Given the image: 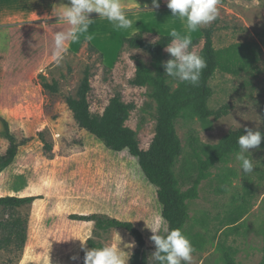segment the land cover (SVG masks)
<instances>
[{
  "label": "rangeland",
  "instance_id": "obj_1",
  "mask_svg": "<svg viewBox=\"0 0 264 264\" xmlns=\"http://www.w3.org/2000/svg\"><path fill=\"white\" fill-rule=\"evenodd\" d=\"M50 6L33 0H0V94L9 44L8 33L2 27L44 26L39 20L41 11ZM217 7V19L194 33L201 31L202 36V29H213L218 66L210 79L213 94L208 106L212 110L227 106L229 111L218 120H202L192 111L176 120L182 153L174 173L182 192L191 189L198 177L192 147L209 155L231 131L250 128L264 132V0H219ZM90 19L89 31L93 32H105L111 23L99 15ZM145 40L155 42L158 37ZM202 45H195L198 54ZM73 46H67L69 50L59 62L54 58L44 62L28 83L16 90L20 103L0 108L20 145L16 164L0 175V199L14 195L6 184L11 173H28V187L19 196L36 197L34 202L17 208L0 205V264H84L86 251L93 249L91 241L102 247H120L130 258L135 242L124 229L98 232L96 222L90 221L83 226L62 225L47 231V203L58 215L132 222L154 246L149 227L155 218L150 202L156 188L145 183L136 163L115 158L103 141L79 128L66 102L69 96L76 97L88 69L91 114L101 117L113 97L120 94L124 103L133 105L126 126L135 132L140 148L148 151L156 136L158 107L150 87L138 88L130 81L135 77V59L151 67V56L129 48L123 40L120 47L108 42L99 44L103 52L90 49L86 40L75 41ZM164 57V62L172 59L166 51ZM167 82L173 91L179 81L167 77ZM45 83H56L57 91L46 90ZM8 147L0 122V157ZM250 152L252 173L244 174L233 154L210 170L209 178L199 185L197 198L188 201L190 219L185 233L194 248L191 264H224L225 252L236 264L262 263L264 142L259 150ZM17 222L26 245H20L9 228Z\"/></svg>",
  "mask_w": 264,
  "mask_h": 264
},
{
  "label": "trees",
  "instance_id": "obj_2",
  "mask_svg": "<svg viewBox=\"0 0 264 264\" xmlns=\"http://www.w3.org/2000/svg\"><path fill=\"white\" fill-rule=\"evenodd\" d=\"M160 9L170 10L167 6ZM2 29L8 33L9 37L0 94V108L4 110L20 103V96L16 90L28 83L31 76L44 62L53 58L54 35L41 25L14 24L3 26ZM170 41L171 36H159L157 41L147 42L142 34L123 39L124 45L131 49L143 50L152 59L151 67H148L142 60L136 58L135 77L130 81L132 86L138 88L150 87L151 96L158 107L160 118L156 136L148 151L140 148L135 132L126 126L133 105L124 103L120 94L113 97L101 117H94L91 114L88 101V94L91 91V73L88 69L85 70L76 97L69 96L66 102L79 128L86 131L91 138L103 141L115 158L136 163L145 183L156 188L150 204L155 218L161 219L159 234L166 235L164 229L171 231L180 228L187 237L185 227L190 219L188 201L197 198L199 185L209 178L210 170L218 162L239 151L238 138L246 133L245 129L229 132L209 155L203 154L197 147H192L198 163V177L191 189L186 192L181 191L174 173V165L182 153V145L176 131V120L187 111L196 113L202 120L210 118L218 120L228 114L229 108L223 106L212 110L208 106V101L213 94L210 79L218 66L213 43V29H202V36L193 41L194 45L203 42L199 55L205 59L207 64L197 86L178 82L176 89L171 90L165 69L162 67L165 58L164 51ZM88 45L90 49L98 51L91 43L88 42ZM67 50H69L68 47ZM44 88L50 92H56L58 89L56 83L52 85L45 83ZM0 122L4 127V136L9 143L6 154L0 157V175H2L16 164L20 154V145L12 135L10 123L3 111L0 112ZM29 139H25L24 142ZM29 177L28 173H11L6 184L8 190L14 195L1 198L0 205L17 208L34 202L36 197L19 196L28 187ZM47 206L44 219V227L47 231H55L62 225L70 228L83 226L90 221L96 222L95 228L98 232L124 229L135 242V248L128 264H150L155 245L153 246L146 239L138 225L106 217L58 215L52 212L51 204L47 203ZM9 228L20 245L27 244V239L21 234L18 222L10 225ZM64 239L70 242L66 234H64ZM67 242H63L64 246H67ZM90 244L93 248L102 247L93 241ZM223 261L224 264H236L228 252L223 254ZM261 264H264V258Z\"/></svg>",
  "mask_w": 264,
  "mask_h": 264
},
{
  "label": "clouds",
  "instance_id": "obj_3",
  "mask_svg": "<svg viewBox=\"0 0 264 264\" xmlns=\"http://www.w3.org/2000/svg\"><path fill=\"white\" fill-rule=\"evenodd\" d=\"M219 0H167V7L172 16L184 22L185 35L175 29L170 32L171 41L165 51L172 59L162 63L167 77L179 82L197 86L202 71L207 67L205 59L195 51L191 33L198 28L214 22L218 15ZM70 6H64L60 19L70 25L65 31L54 34L53 58L59 62L67 51L68 42H75L89 31L92 22L90 14H99L100 19H107L117 29L132 28L133 21L122 10L120 0H69ZM152 7H160L159 0H152ZM147 9V7H145ZM148 10V9H147ZM191 49V50H190ZM245 133L238 138L239 151L235 153L236 160L244 174L254 170L253 160L249 158L253 149H260L264 142V132L245 128ZM153 233L155 251L150 258V264H191L194 248L191 241L180 228L168 231L166 235L159 234L161 219L156 217L149 227ZM129 253L120 247L111 245L87 250L84 264H128ZM73 259H77L73 257Z\"/></svg>",
  "mask_w": 264,
  "mask_h": 264
},
{
  "label": "crops",
  "instance_id": "obj_4",
  "mask_svg": "<svg viewBox=\"0 0 264 264\" xmlns=\"http://www.w3.org/2000/svg\"><path fill=\"white\" fill-rule=\"evenodd\" d=\"M33 2L38 5H51L48 10L43 9L41 11L42 14L39 19L40 21H43L45 29L51 34L54 35L58 31H65L70 28V25H68L67 22H55L63 21V19H60L59 17L61 16L63 7L70 6L69 0H33ZM120 2L122 10L126 13L127 17L133 21L132 28L127 30L117 29L112 23H110L108 27H106L105 32L88 31V33L82 35L79 40H86L87 43H91V45L97 49L99 48V44L103 42H108L111 45L115 44L120 47L124 38H130L140 34H142L144 39L159 36H170V32L173 29L181 35L187 34L183 21L178 18H174L171 10L160 9L163 6H167V0H159L160 7L158 9L152 7V0H120ZM145 7H147L148 10ZM95 15L99 14L92 13L90 14V18ZM193 33H191V35ZM199 37H201V31L200 33H194L191 36V39L193 41ZM73 45L74 42L71 41L67 44L69 48L74 49ZM99 52H103V50L100 49ZM105 65L108 66L107 63H105Z\"/></svg>",
  "mask_w": 264,
  "mask_h": 264
}]
</instances>
